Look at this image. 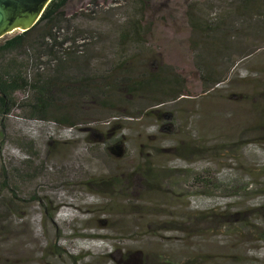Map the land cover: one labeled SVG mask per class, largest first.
<instances>
[{
  "label": "rangeland",
  "instance_id": "rangeland-1",
  "mask_svg": "<svg viewBox=\"0 0 264 264\" xmlns=\"http://www.w3.org/2000/svg\"><path fill=\"white\" fill-rule=\"evenodd\" d=\"M98 1L99 14L72 21L91 33L76 43L93 68L134 57L119 78L160 61L188 94L146 108L147 97L121 93L54 136L20 108L0 118V264H264V2L208 54L164 14L171 0H152L143 48L119 49L128 3ZM89 2L68 0L66 13ZM197 55L228 69L221 84L203 91Z\"/></svg>",
  "mask_w": 264,
  "mask_h": 264
},
{
  "label": "trees",
  "instance_id": "trees-1",
  "mask_svg": "<svg viewBox=\"0 0 264 264\" xmlns=\"http://www.w3.org/2000/svg\"><path fill=\"white\" fill-rule=\"evenodd\" d=\"M116 1L119 5L121 0ZM110 1L104 0L107 4ZM130 12L126 20L116 30L115 42L119 49L143 48L154 22L147 18L151 14L152 0H124ZM68 0H50L38 20L29 28L0 40V118L6 117L14 108H20L24 120H34L40 126L49 127L50 136L55 130L79 129V116L91 103L112 105L121 93L131 94L141 100H149L146 108L164 105L181 95L188 94L185 78L181 77L169 64L155 61L144 67L141 75L123 71L118 76L114 72L125 69L134 57L123 56L111 66L105 75L93 68L90 53L78 51L77 39L85 30L73 31L72 21L88 15L99 14L100 2L91 0L81 12L71 16L66 13ZM264 0H171L165 15L173 20H181L189 34V44L194 50L199 46L206 53H218L225 43H229L238 26L236 22L248 17L253 10L261 14ZM128 8V9H129ZM227 9V10H226ZM89 11V12H88ZM223 14H220L221 12ZM242 21L245 31L251 27ZM239 27V28H240ZM76 29V28H75ZM61 30H67L68 35ZM89 32V31H88ZM82 39V38H80ZM201 41V43H200ZM248 52L246 55H249ZM245 55V56H246ZM196 69L200 73L203 91L221 84L226 77L220 67L205 62L196 56ZM43 65V68H40ZM218 68V69H217ZM96 69V70H95ZM218 70V71H217ZM25 93L20 100L17 93ZM79 120V121H78ZM82 120V119H81ZM48 137V140L52 137ZM264 209V207H257ZM48 217L57 219L58 210L47 209ZM264 238V230L259 232ZM100 237V236H95Z\"/></svg>",
  "mask_w": 264,
  "mask_h": 264
},
{
  "label": "water",
  "instance_id": "water-1",
  "mask_svg": "<svg viewBox=\"0 0 264 264\" xmlns=\"http://www.w3.org/2000/svg\"><path fill=\"white\" fill-rule=\"evenodd\" d=\"M50 0H0V37L17 28L25 30L40 17Z\"/></svg>",
  "mask_w": 264,
  "mask_h": 264
}]
</instances>
